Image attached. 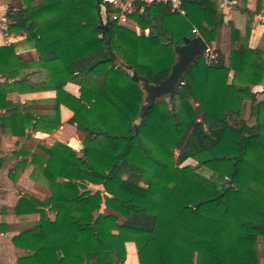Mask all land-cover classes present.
I'll return each instance as SVG.
<instances>
[{"label": "trees", "instance_id": "trees-1", "mask_svg": "<svg viewBox=\"0 0 264 264\" xmlns=\"http://www.w3.org/2000/svg\"><path fill=\"white\" fill-rule=\"evenodd\" d=\"M182 1L186 15L175 14L182 39L163 4L131 16L147 35L116 24L103 29L102 0H20L10 9L8 33L51 55L42 64L49 70L47 90L79 85L81 102L100 119L92 126L75 111L69 121L85 136L81 152L61 143L40 145V153L14 152L20 161L9 178L16 182L31 157L32 178L43 179L51 193L43 201L22 195L12 208L17 216H40L12 239L18 264H57L60 249L64 264H124L128 242L135 243L139 264H261L264 100L253 88L264 87V54L244 43L231 23L229 66L217 48L216 62L198 58L176 96L151 106L134 80L164 81L185 39L218 40L224 24L219 0ZM17 47L0 48V103H6L0 127L20 140L31 129L53 133L62 124L58 102L53 115L38 117L20 101H7L11 93L36 91L22 75L29 65ZM248 103L252 125L244 117ZM188 160L211 176L185 165ZM174 189L190 199L177 200L173 218L160 216ZM176 228L194 238L179 237ZM6 231L0 224V233Z\"/></svg>", "mask_w": 264, "mask_h": 264}, {"label": "crops", "instance_id": "crops-1", "mask_svg": "<svg viewBox=\"0 0 264 264\" xmlns=\"http://www.w3.org/2000/svg\"><path fill=\"white\" fill-rule=\"evenodd\" d=\"M19 1L0 0V48L13 44L18 45L16 50L17 56L21 58L23 63L29 65L22 72V75H26L28 86L36 87V91L24 94L11 93L7 101L15 103L20 101L38 117L53 115L56 102H58L60 104L62 124L53 133L28 130L27 137L23 140L13 136L11 128L3 131L0 127V158L5 160L0 168V224L7 226L6 233H0V264H18L12 239L23 229L33 226L40 219V216L36 214L17 216L12 212V208L16 206L20 197L27 194L41 201L49 197V190L46 187L45 181L43 179L35 180L32 178L34 165L31 163V157L26 159L28 164L16 182L9 178V171L20 161V158L15 156L14 152L17 149H24L30 154L40 153V145L53 147L58 143L64 144L76 152H81L84 148L85 136L75 126L71 125L69 121L74 117L75 111H78L92 126L97 125L100 120L91 109L81 102V88L79 85L67 83L59 91H48L49 70L43 68L42 64L49 61L51 55H39L31 45L26 43V36L8 33V25L11 22V13L9 11ZM219 11L224 17V24L220 29L218 40L212 44H208L210 51L214 53L219 48L225 57L226 66H229L232 34L231 23H233L240 31L243 42L247 43L250 48L258 49L264 54V0H237L234 3L219 0ZM196 34H198V31ZM3 84H5V80L0 77V87ZM253 90L256 93L257 100L259 102L263 101L264 87L259 85L254 87ZM5 104V102L0 103V116L5 114L2 109ZM70 104H75L77 106L76 109L68 107ZM249 116L251 117V110ZM245 119L247 120L248 118ZM36 141L39 142L33 145ZM182 168L180 167V169ZM89 188L93 192L102 190L101 186L95 185H89ZM181 198L187 200L189 199V195L179 189H174L159 215L173 218L176 212V202ZM2 210L4 212H1ZM50 217L51 219L55 218L53 213H50ZM175 233L187 240H192L194 237L191 233L180 228H176ZM126 250L127 258L124 264H139L135 243L128 242ZM55 255L57 264H64L65 255L63 251L61 249L57 250Z\"/></svg>", "mask_w": 264, "mask_h": 264}, {"label": "water", "instance_id": "water-1", "mask_svg": "<svg viewBox=\"0 0 264 264\" xmlns=\"http://www.w3.org/2000/svg\"><path fill=\"white\" fill-rule=\"evenodd\" d=\"M102 28L107 30L109 24L103 26ZM185 44L179 46L176 49L177 61L172 67L171 74L160 84L154 85L149 83L145 78L134 76V80L142 83V87L146 93L145 101L147 105L151 106L156 100L170 97L173 98L176 96L177 89L184 80L185 74L197 64V60L200 57H203L204 54L208 51V44L202 37H197L195 39H185ZM114 54L111 55L110 61H114ZM146 107L144 106L142 110L145 112ZM141 121V118L138 119V123Z\"/></svg>", "mask_w": 264, "mask_h": 264}, {"label": "built area", "instance_id": "built-area-1", "mask_svg": "<svg viewBox=\"0 0 264 264\" xmlns=\"http://www.w3.org/2000/svg\"><path fill=\"white\" fill-rule=\"evenodd\" d=\"M167 5L172 14L186 15L182 0H102L100 15L101 24H116L121 27H130L133 14H143L145 8L152 5ZM148 31V30H145ZM194 33H197L194 30ZM216 55L208 49L203 58L207 64L216 62Z\"/></svg>", "mask_w": 264, "mask_h": 264}, {"label": "rangeland", "instance_id": "rangeland-1", "mask_svg": "<svg viewBox=\"0 0 264 264\" xmlns=\"http://www.w3.org/2000/svg\"><path fill=\"white\" fill-rule=\"evenodd\" d=\"M171 19H172V21L174 22V24H175L177 30L179 31V34H180L181 39H182L183 36H184V33L182 32V30H181V28H180V26H179V24H178L177 17L174 16L173 14H171ZM125 28H126V27H125ZM127 28H129V29L135 31L138 35H141V34H146V35H147V34H149V31L142 30V29L137 25V23H136L134 20H133V23H131V26H130V27H127ZM180 30H181V33H180ZM114 57H115V56H114ZM114 61H115V60H114ZM164 98L169 99V97H164ZM249 106H250V104H247V105H246L245 115H244V116H245V118H248V119H247L248 124H249V125H252V124L254 123V120L249 116V112H250V107H249ZM38 142H39V141L34 142L33 145H36ZM186 165H191V166L196 167V168L198 169L199 173H201V174H203V175H206L207 177H210V176H211L208 172H206V171L200 169V168L198 167L197 163H196L195 161H193V160H189L188 162H186ZM46 187H47V185H46ZM47 188H48V187H47ZM48 190H49V189H48ZM50 194H51V193H50V191H49V196H50ZM189 199H190V198H189ZM191 200H192V199H191ZM193 238H194V237H193ZM258 255H259V259H260L261 264H264V242H263L262 239L259 241V245H258Z\"/></svg>", "mask_w": 264, "mask_h": 264}]
</instances>
